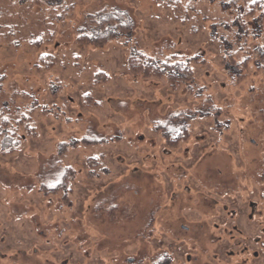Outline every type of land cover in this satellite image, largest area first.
<instances>
[{
	"label": "rangeland",
	"instance_id": "1",
	"mask_svg": "<svg viewBox=\"0 0 264 264\" xmlns=\"http://www.w3.org/2000/svg\"><path fill=\"white\" fill-rule=\"evenodd\" d=\"M158 1L46 3L65 15L50 43L0 45V121L37 128L0 153V264H264V71L223 64L242 46L225 0H170L185 22ZM47 52L54 67L37 69ZM173 52L194 57L186 92L127 68Z\"/></svg>",
	"mask_w": 264,
	"mask_h": 264
},
{
	"label": "trees",
	"instance_id": "2",
	"mask_svg": "<svg viewBox=\"0 0 264 264\" xmlns=\"http://www.w3.org/2000/svg\"><path fill=\"white\" fill-rule=\"evenodd\" d=\"M68 1L69 0H60L55 4L52 2L49 3L48 0H0V45L8 44L12 46L28 43L34 47H39L43 46V44L50 43L56 34V30L52 26H49V24L54 23L55 18L60 20L65 19L64 13H59L57 15L48 13L52 10L50 6L59 5L63 7L62 11H67L65 7H70V4H68L70 2ZM158 2L162 7H168L174 12V16L180 19L181 22H185L189 18L188 12L179 15L182 11V4H174L170 0H159ZM46 3L50 5H47V7L51 8L50 10L46 8ZM224 3L228 6H224ZM222 4L224 7L232 8L233 11L236 12L235 15L230 13L228 15L231 20L230 23H237L236 35L238 39L240 37V42L242 43V46L238 49H241V52L237 56L232 53V46H234V44H230V49H227V53L229 54L224 57L222 61L223 64H229L236 70L239 69L240 65L243 63L244 66L253 67V69L257 71H259V69L264 71V50H261V45L258 43L255 44L253 55L248 53V46L243 47L245 45L250 22L254 23V27L257 30L262 29V21L264 20V0H225L222 1ZM32 15L38 20H43V26L33 27V30L31 28L26 30L27 28L25 27L24 33L22 28L28 23L26 18H30ZM22 19H24L25 23H22ZM209 19L213 21L214 26L221 25V22H223L219 15L211 16ZM220 33L224 34V36H222L223 39H226L228 42L230 41L231 38H229L228 33ZM255 35L258 36V33L256 32ZM83 39L87 40V35H81L77 38L79 41ZM193 58H188L179 52H173L168 54L161 64H158L152 61L151 58L144 61L140 56L132 54L127 59V68L134 76H141L143 78H164L171 90L175 92L181 90L186 92L188 89H191L188 85H190V82L194 79L193 67L190 61V59ZM197 60L205 62L206 58H198ZM54 63V54L47 52L40 54L39 61L35 64V67L37 69H51L54 67ZM243 75L245 74H240V77ZM25 118L26 117L23 115L22 118L13 121L10 117H1L0 153H14L23 147L26 137L35 138L37 128L28 120H25ZM187 135L183 132L179 134L176 133L175 135L166 134L167 146L179 145L181 142L185 141L184 138L187 137ZM96 159L97 158H89L87 160L88 164L94 165L98 160ZM73 176V168L67 167L63 175V180L58 187L67 185ZM56 188L49 189L47 193L51 192L50 190H57Z\"/></svg>",
	"mask_w": 264,
	"mask_h": 264
},
{
	"label": "crops",
	"instance_id": "3",
	"mask_svg": "<svg viewBox=\"0 0 264 264\" xmlns=\"http://www.w3.org/2000/svg\"><path fill=\"white\" fill-rule=\"evenodd\" d=\"M89 158H97L98 159V156L94 155V156H88L87 159ZM87 164H88V161H87Z\"/></svg>",
	"mask_w": 264,
	"mask_h": 264
}]
</instances>
